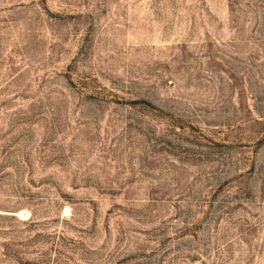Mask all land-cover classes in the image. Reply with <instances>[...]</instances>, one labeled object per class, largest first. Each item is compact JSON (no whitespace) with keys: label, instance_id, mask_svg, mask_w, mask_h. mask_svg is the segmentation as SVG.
<instances>
[{"label":"rangeland","instance_id":"1","mask_svg":"<svg viewBox=\"0 0 264 264\" xmlns=\"http://www.w3.org/2000/svg\"><path fill=\"white\" fill-rule=\"evenodd\" d=\"M0 264H264V0H0Z\"/></svg>","mask_w":264,"mask_h":264}]
</instances>
